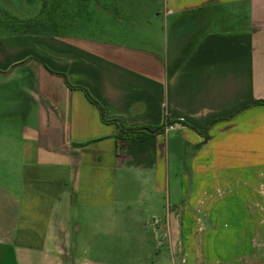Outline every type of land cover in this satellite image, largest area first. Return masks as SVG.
<instances>
[{"label": "crops", "instance_id": "0c3cea01", "mask_svg": "<svg viewBox=\"0 0 264 264\" xmlns=\"http://www.w3.org/2000/svg\"><path fill=\"white\" fill-rule=\"evenodd\" d=\"M92 3L87 34L0 26V264H264V0ZM84 88L128 126L175 121L152 165Z\"/></svg>", "mask_w": 264, "mask_h": 264}, {"label": "trees", "instance_id": "16d2710c", "mask_svg": "<svg viewBox=\"0 0 264 264\" xmlns=\"http://www.w3.org/2000/svg\"><path fill=\"white\" fill-rule=\"evenodd\" d=\"M32 1V0H30ZM4 14H6V18L8 22L4 23L5 26L10 28H19V27H29V26H39L43 25L44 22L52 19H49L46 15L42 18H36L31 20H18L9 16V14L0 8ZM46 14L47 11L44 9L41 11L42 14ZM2 16V15H0ZM2 17H5L4 15ZM11 20V21H9ZM19 22V23H18ZM21 22V23H20ZM53 22V21H52ZM57 24L56 22H53ZM53 71V70H52ZM88 98L97 104L101 110L102 119L108 123H116L119 127L118 135L123 138L125 141V145L128 147L129 152L132 154V162L136 164H144V165H152L154 163V156L156 150V136L158 133L166 130L169 124H174L173 122H167L166 124L159 126H128L124 124L118 118H108L105 113V109L102 104L86 89L84 88Z\"/></svg>", "mask_w": 264, "mask_h": 264}, {"label": "rangeland", "instance_id": "374dc122", "mask_svg": "<svg viewBox=\"0 0 264 264\" xmlns=\"http://www.w3.org/2000/svg\"><path fill=\"white\" fill-rule=\"evenodd\" d=\"M30 2V0H27ZM33 1V0H32ZM37 2V16L44 17L45 15L49 17V19H52L53 22H59L57 24H60L63 19H72L77 13L79 19L83 22V26L79 28V32L83 34H87L88 30H91V27L93 25V11H94V5L92 3V0H35ZM34 3V2H33ZM35 5H32V8H34ZM35 6V7H36ZM46 10L47 13L41 15L42 10ZM9 16L10 13L6 11ZM0 15H4L5 17L0 16V26L5 25L4 23L8 22L6 14H4L2 11H0ZM11 21V20H9ZM85 27V28H83ZM172 166V163L170 164ZM132 189H135L137 191L141 190V182L137 179L132 180L131 184ZM122 190V186H119V193L118 198L121 199L122 195L120 194ZM141 196L139 193L131 194V197L133 199H138Z\"/></svg>", "mask_w": 264, "mask_h": 264}, {"label": "built area", "instance_id": "2783aa9c", "mask_svg": "<svg viewBox=\"0 0 264 264\" xmlns=\"http://www.w3.org/2000/svg\"><path fill=\"white\" fill-rule=\"evenodd\" d=\"M174 124H169L167 128H173Z\"/></svg>", "mask_w": 264, "mask_h": 264}]
</instances>
